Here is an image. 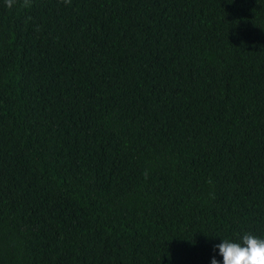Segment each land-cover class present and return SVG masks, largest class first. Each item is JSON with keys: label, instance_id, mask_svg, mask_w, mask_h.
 I'll return each mask as SVG.
<instances>
[{"label": "trees", "instance_id": "16d2710c", "mask_svg": "<svg viewBox=\"0 0 264 264\" xmlns=\"http://www.w3.org/2000/svg\"><path fill=\"white\" fill-rule=\"evenodd\" d=\"M245 232L264 0H0V264H222Z\"/></svg>", "mask_w": 264, "mask_h": 264}, {"label": "clouds", "instance_id": "9594fccd", "mask_svg": "<svg viewBox=\"0 0 264 264\" xmlns=\"http://www.w3.org/2000/svg\"><path fill=\"white\" fill-rule=\"evenodd\" d=\"M13 2L14 0H5L9 8ZM216 249L222 256V264H264V238L249 232H245L238 242L221 239L219 244L214 245V250ZM211 264H218L215 257L211 259Z\"/></svg>", "mask_w": 264, "mask_h": 264}]
</instances>
